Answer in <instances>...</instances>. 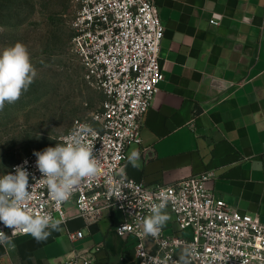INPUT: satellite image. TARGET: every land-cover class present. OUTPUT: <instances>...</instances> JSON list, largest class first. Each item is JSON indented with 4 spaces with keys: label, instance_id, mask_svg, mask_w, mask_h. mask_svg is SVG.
<instances>
[{
    "label": "crops",
    "instance_id": "obj_1",
    "mask_svg": "<svg viewBox=\"0 0 264 264\" xmlns=\"http://www.w3.org/2000/svg\"><path fill=\"white\" fill-rule=\"evenodd\" d=\"M154 1L164 26V80L140 142L126 150V156L140 152L141 167L128 164L125 174L162 186L209 170L206 186L216 198L240 214L264 217V0ZM213 14L220 16L217 25L209 23ZM167 213L163 229L171 234L177 227ZM121 221L119 212H105L87 223L68 203L62 231L41 243L13 237L15 248L0 244V264H64L96 245L95 264H137L134 238L115 233ZM75 231L83 237L70 240Z\"/></svg>",
    "mask_w": 264,
    "mask_h": 264
},
{
    "label": "built area",
    "instance_id": "obj_2",
    "mask_svg": "<svg viewBox=\"0 0 264 264\" xmlns=\"http://www.w3.org/2000/svg\"><path fill=\"white\" fill-rule=\"evenodd\" d=\"M74 1L70 51L84 69V81L104 98L91 121L75 119L69 131L48 147H55L81 125H89L94 134L88 135L85 143L94 146L101 174L84 180L68 202L58 205L40 181L42 174L36 168V156H25L7 172H13L15 166L27 160L24 167L30 173L29 184L33 185L29 189V206L34 212L53 217L57 214L65 221L66 205L72 203L76 214L87 223L95 222L105 212H119L122 221L116 225L115 233L134 238L137 264H153L152 258L166 254L176 261L181 249L188 245L195 247L190 264H264V217L240 214L216 198L206 186L213 178L211 171L162 186H148L129 178L125 172L120 174L126 150L140 142L144 116L164 80L159 64L164 26L155 1ZM219 19V15L213 14L209 23L217 25ZM162 191L168 196L166 211L173 214L177 230L168 234L163 229L156 239L143 238L137 218L149 214L151 204L159 202ZM186 229L190 230L188 237L182 234ZM0 231L9 236L12 232L2 223ZM19 235L23 234L16 236ZM68 237L79 240L83 234L75 231L68 233ZM98 249L96 245L73 253L64 264H95Z\"/></svg>",
    "mask_w": 264,
    "mask_h": 264
},
{
    "label": "rangeland",
    "instance_id": "obj_3",
    "mask_svg": "<svg viewBox=\"0 0 264 264\" xmlns=\"http://www.w3.org/2000/svg\"><path fill=\"white\" fill-rule=\"evenodd\" d=\"M75 10L74 0H0V52L23 42L37 72L20 99L0 111V175L56 143L75 119L91 121L99 111L103 94L87 85L70 51Z\"/></svg>",
    "mask_w": 264,
    "mask_h": 264
},
{
    "label": "clouds",
    "instance_id": "obj_4",
    "mask_svg": "<svg viewBox=\"0 0 264 264\" xmlns=\"http://www.w3.org/2000/svg\"><path fill=\"white\" fill-rule=\"evenodd\" d=\"M36 75L26 44L17 41L4 48L0 52V111L5 104L16 103L33 83ZM90 134H94V130L84 124L64 137L55 147L33 152L37 158L36 168L42 174L40 181L46 186L49 198L58 205L68 202L84 180L101 174L94 146L85 143V138ZM140 158V152L132 150L125 157L127 164L120 169V174H124L128 164L139 169ZM27 163L25 160L24 164L15 166L13 172L0 176V223L12 230L10 236L0 231V244L10 248H15L11 237L17 234L31 236L37 243H41L48 240L53 232L62 231L61 225L65 223L62 217L54 218L49 213L34 212L29 206L32 199L29 189L33 185L29 184L30 173L24 167ZM168 203V196L162 191L159 202L151 204L149 214L137 218L138 224L142 226L139 234L143 238L159 237L170 220L166 211ZM194 254L195 247L188 245L181 249L176 261H172L167 254L152 260L153 264H190Z\"/></svg>",
    "mask_w": 264,
    "mask_h": 264
}]
</instances>
